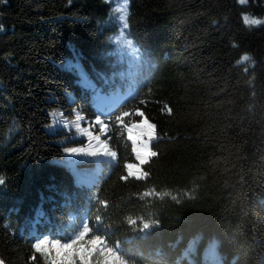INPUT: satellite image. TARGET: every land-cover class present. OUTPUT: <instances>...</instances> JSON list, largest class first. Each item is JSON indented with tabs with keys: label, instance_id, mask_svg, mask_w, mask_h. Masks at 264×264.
I'll return each mask as SVG.
<instances>
[{
	"label": "trees",
	"instance_id": "1",
	"mask_svg": "<svg viewBox=\"0 0 264 264\" xmlns=\"http://www.w3.org/2000/svg\"><path fill=\"white\" fill-rule=\"evenodd\" d=\"M96 114L115 161L77 182L64 146ZM0 259L264 264V0H0Z\"/></svg>",
	"mask_w": 264,
	"mask_h": 264
},
{
	"label": "rangeland",
	"instance_id": "2",
	"mask_svg": "<svg viewBox=\"0 0 264 264\" xmlns=\"http://www.w3.org/2000/svg\"><path fill=\"white\" fill-rule=\"evenodd\" d=\"M127 5V1H119L115 5L120 12L122 25L123 23L125 24L126 21ZM115 41L117 43L120 42L118 45L120 46L119 49L121 50H123V47L126 46L132 47L130 40L126 39V36L123 32L115 37ZM119 97V91L96 92L91 94V98L93 99L94 103L99 106V108L106 102L116 101ZM94 103H92L93 106ZM109 108L111 107H108L107 109ZM96 111L98 110L96 109ZM85 119V124H79V130L81 135L85 137L86 140H84V142H69L64 146L66 152V159L64 162L71 170L73 179L75 181L84 182L89 179L88 175L90 171L79 169L92 165L87 162L79 163L77 161H89L92 158L96 160V163H99L100 160L109 162L115 161L114 150L107 145L106 138L102 136V134L104 135L106 131L104 117L96 114L91 119L87 117H85ZM88 120H92V122L90 123ZM126 130L127 137L132 142L133 152L137 158V161H144L152 150V142L155 140L154 129L151 123L147 119L143 118L128 124L126 126ZM84 143L85 145L83 146ZM137 161L128 162L127 171L129 174L139 177L141 176V166L138 165ZM84 230H86V228L83 227L80 232L72 233V230L68 228L66 232L68 241L74 239L76 236L85 238L86 233ZM88 240L92 242L90 239ZM109 257L113 259L114 255H109L108 259L112 263H115V261H112ZM0 264H4L1 259ZM84 264H88V262H84Z\"/></svg>",
	"mask_w": 264,
	"mask_h": 264
},
{
	"label": "bare ground",
	"instance_id": "3",
	"mask_svg": "<svg viewBox=\"0 0 264 264\" xmlns=\"http://www.w3.org/2000/svg\"><path fill=\"white\" fill-rule=\"evenodd\" d=\"M111 84H113V85H114V83H113V82H111ZM118 85H120V84H118ZM107 107H108V104H106V105H105V108H107ZM105 108H104V109H105ZM131 144H132V142H131ZM72 178H73V177H72ZM77 182H82V181H77ZM73 232H74V230H73ZM152 259H153V258H152Z\"/></svg>",
	"mask_w": 264,
	"mask_h": 264
}]
</instances>
